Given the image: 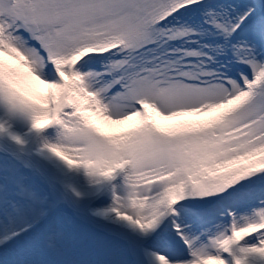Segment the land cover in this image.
<instances>
[{"label":"snow or ice","instance_id":"obj_1","mask_svg":"<svg viewBox=\"0 0 264 264\" xmlns=\"http://www.w3.org/2000/svg\"><path fill=\"white\" fill-rule=\"evenodd\" d=\"M0 106L123 174L111 211L150 264H264V0H0Z\"/></svg>","mask_w":264,"mask_h":264},{"label":"rangeland","instance_id":"obj_2","mask_svg":"<svg viewBox=\"0 0 264 264\" xmlns=\"http://www.w3.org/2000/svg\"><path fill=\"white\" fill-rule=\"evenodd\" d=\"M208 115L215 113L174 118L168 126L191 123L187 122L190 117ZM154 118L158 124L167 126L168 120ZM92 119L107 134H115L123 127L109 125L94 115ZM196 123L200 122L192 124ZM57 133L56 126L35 130L27 114L13 115L0 106V141L15 153L32 158L44 175L40 176L37 170L16 157L0 155V242L30 225L34 228L52 210L43 224L12 240L10 253L0 255V264H136L125 257V248L118 241L97 235L85 219L64 215L60 194L86 217L94 216L98 209L115 216L111 211L113 196L122 193L124 185L123 174L119 172L105 179L89 175L83 167H68L45 147L56 142ZM70 155L78 156V153L73 151ZM44 181H49L48 184L51 181L53 186L45 185ZM61 221L69 223L71 230L62 229ZM123 226L135 242L141 262L150 264L151 258L140 248L144 239L126 222ZM95 246L97 252H94Z\"/></svg>","mask_w":264,"mask_h":264},{"label":"bare ground","instance_id":"obj_3","mask_svg":"<svg viewBox=\"0 0 264 264\" xmlns=\"http://www.w3.org/2000/svg\"><path fill=\"white\" fill-rule=\"evenodd\" d=\"M33 91L35 94H41L43 92L46 91V89H44L42 86H39V85H36L34 86L33 88ZM211 116L213 115H208L207 117H190L188 118V121L187 122H191V123H194V122H203L207 119H210ZM190 119V120H189ZM199 119V120H197ZM185 121V120H184ZM167 123V126L172 124L173 121H166ZM107 129H111V128H108ZM115 131V130H114ZM29 162L32 164V165H35L34 162H32V160H29ZM36 166V165H35ZM62 202L64 204H68L67 201H66V198H64L62 200ZM69 207V204L67 205ZM97 215V218L94 219V220H91L90 221V224L91 225H95V226H100V228H102L103 230H106L108 231L110 234L112 235H119V237L123 238L124 239V242L125 244L127 245V251L130 255L134 256L135 255V259L137 260V262L139 264H143L141 261H140V257L138 256L137 254V248H136V244L133 243L130 238L128 237L127 235V232L124 231V229H122L124 226H123V222L122 220H120L118 217H115L113 215H108L107 211L105 210H102V209H98L95 213ZM110 219V220H109ZM9 238H7L6 240H3L0 242V245H6V242L8 241ZM143 242H147L148 245H147V248L148 249H144L145 250V253L148 255L149 258H151L150 256V252H151V246H150V243L147 241V240H143ZM1 247V246H0ZM4 247V246H2ZM257 263V262H256Z\"/></svg>","mask_w":264,"mask_h":264}]
</instances>
